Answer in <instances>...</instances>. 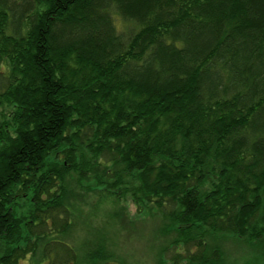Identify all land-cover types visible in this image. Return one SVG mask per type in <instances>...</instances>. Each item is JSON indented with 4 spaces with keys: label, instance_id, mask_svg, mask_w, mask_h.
I'll list each match as a JSON object with an SVG mask.
<instances>
[{
    "label": "trees",
    "instance_id": "obj_1",
    "mask_svg": "<svg viewBox=\"0 0 264 264\" xmlns=\"http://www.w3.org/2000/svg\"><path fill=\"white\" fill-rule=\"evenodd\" d=\"M0 69V264H123L127 197L156 264L264 256V0H0Z\"/></svg>",
    "mask_w": 264,
    "mask_h": 264
},
{
    "label": "rangeland",
    "instance_id": "obj_2",
    "mask_svg": "<svg viewBox=\"0 0 264 264\" xmlns=\"http://www.w3.org/2000/svg\"><path fill=\"white\" fill-rule=\"evenodd\" d=\"M116 24L118 28L124 32L128 33L129 30H132L135 25L128 21H123L120 17L116 16ZM2 69H0V72ZM1 78V77H0ZM1 91V90H0ZM2 119V117L0 118ZM13 120L11 118H5V120H0V125L5 123L12 124ZM10 127V126H9ZM54 158V157H52ZM89 184H81V186L76 189L77 193L83 197V199L88 200V205L83 206L86 212H90L93 208V205L96 203L95 194L90 193ZM94 186V185H93ZM27 199H24L20 202L19 214L23 215L30 208L26 203ZM25 201V202H24ZM124 203L125 216L126 219L124 223L120 224L117 231H111V240L112 243H115L118 247L117 253L119 258V263L123 264H156L155 263V253L159 247H161L165 240L161 237L164 224L161 220V217L156 212L155 209H151L147 213L138 214L136 207L133 204V201L130 197L126 198ZM118 206L109 203L104 206L103 209L98 211L95 221V225L102 224L106 216H109L113 211H115ZM106 223V222H105ZM83 224H79L78 233L79 240L82 241L86 236V231ZM228 248L233 249V256L235 257V264H264V256H256V251L247 248L246 246L241 247L236 241H230L227 243ZM114 248V247H113ZM23 264H29V261H25ZM110 264H118L115 261Z\"/></svg>",
    "mask_w": 264,
    "mask_h": 264
}]
</instances>
